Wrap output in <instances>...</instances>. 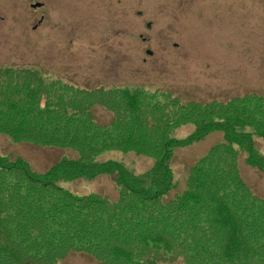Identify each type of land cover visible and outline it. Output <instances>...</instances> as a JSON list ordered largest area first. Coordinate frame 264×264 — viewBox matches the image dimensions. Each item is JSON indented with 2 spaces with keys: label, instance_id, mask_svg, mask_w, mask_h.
I'll list each match as a JSON object with an SVG mask.
<instances>
[{
  "label": "trees",
  "instance_id": "16d2710c",
  "mask_svg": "<svg viewBox=\"0 0 264 264\" xmlns=\"http://www.w3.org/2000/svg\"><path fill=\"white\" fill-rule=\"evenodd\" d=\"M161 95L0 67V135L73 151L45 170L0 154V264H62L70 253L98 264H264V197L239 167L243 156L264 172V94L208 101ZM94 106L110 119L98 122ZM185 125L190 133L173 135ZM215 131L222 138L187 167L178 189L175 149ZM112 151L150 162L133 172ZM100 175L110 178L116 199L60 184Z\"/></svg>",
  "mask_w": 264,
  "mask_h": 264
},
{
  "label": "rangeland",
  "instance_id": "374dc122",
  "mask_svg": "<svg viewBox=\"0 0 264 264\" xmlns=\"http://www.w3.org/2000/svg\"><path fill=\"white\" fill-rule=\"evenodd\" d=\"M9 65L29 66L46 81L81 87L157 90L163 92L159 99L166 93L201 101L264 94V0H0V67ZM93 114L100 123L111 115L101 106H94ZM192 129L181 126L173 135L183 137ZM221 138L215 131L175 149L172 169L178 189L184 187L187 167ZM72 153L0 135V154L20 156L35 170ZM109 155L133 172L150 162L133 154L123 159L116 151ZM243 159L239 157L242 177L264 197V172ZM60 184L78 194L118 196L107 175ZM62 264L98 263L87 254L70 253Z\"/></svg>",
  "mask_w": 264,
  "mask_h": 264
},
{
  "label": "water",
  "instance_id": "95a60500",
  "mask_svg": "<svg viewBox=\"0 0 264 264\" xmlns=\"http://www.w3.org/2000/svg\"><path fill=\"white\" fill-rule=\"evenodd\" d=\"M149 25V24H148ZM148 53L150 52V51H147Z\"/></svg>",
  "mask_w": 264,
  "mask_h": 264
}]
</instances>
